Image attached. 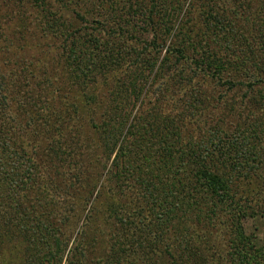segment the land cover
<instances>
[{"label": "trees", "instance_id": "trees-1", "mask_svg": "<svg viewBox=\"0 0 264 264\" xmlns=\"http://www.w3.org/2000/svg\"><path fill=\"white\" fill-rule=\"evenodd\" d=\"M137 60L179 101L83 99ZM22 125L51 162L82 155L56 205L33 186ZM109 182L121 198L99 212ZM68 195L91 210L66 264H264L245 230L264 217V0H0V264H64V247L24 255L69 219Z\"/></svg>", "mask_w": 264, "mask_h": 264}, {"label": "rangeland", "instance_id": "rangeland-1", "mask_svg": "<svg viewBox=\"0 0 264 264\" xmlns=\"http://www.w3.org/2000/svg\"><path fill=\"white\" fill-rule=\"evenodd\" d=\"M189 1V0H188ZM138 61H135L134 63H129L126 65H122L117 67L115 69L116 72H113L112 76L109 77L106 81V83H100L97 85L94 89H89L85 91V96L83 99H88L89 93L92 91L97 95V98L99 99H152V104L155 103L156 99H176L179 101V98H181V94L178 91H175L177 87L171 86L170 92L175 91V93L171 94L170 92H165L164 83H161L160 81L155 84H145L144 78L149 75V70L147 69H138L136 68L138 65ZM61 75V70H60ZM138 85V86H137ZM69 85H66L65 92H67ZM136 87V88H135ZM46 86H42L41 89H38V93L41 92L44 97L43 101H45V98L47 97V91H45ZM76 90V89H75ZM201 90L208 91L207 88L204 87L201 88ZM77 91V90H76ZM123 93V96H116L115 93ZM225 91L220 90V94L224 93ZM171 95L172 97L167 98L168 95ZM36 95V94H33ZM140 95V96H139ZM216 95V94H215ZM219 94L216 95L217 98ZM73 98L74 96L71 95ZM95 97V99H97ZM211 97V99H213ZM48 100V99H46ZM152 104H149L148 101H145L141 104V102H138L137 106H130L126 107V114L132 113L133 116H135L138 112H147L150 108H152ZM173 108V106H171ZM170 109V107H169ZM221 110V109H219ZM151 113V111H149ZM163 114H166V108L162 110ZM168 115V114H167ZM211 117V116H210ZM23 118V117H21ZM212 118V117H211ZM211 118L207 117L206 122L209 121ZM23 125L25 123L23 122ZM22 125V128H20L18 132V139L20 140L18 147L19 149L24 148L25 153H27V157L32 160V163L34 164L32 167L33 173H35V176L37 177V182L33 183L34 187L39 190L42 194L41 195H50L48 198V201H50L53 205H56L57 203V197L60 191H58V188H62L64 190L66 188V185L63 182V177H73L75 172L78 169H81L80 161L82 159V155L79 150L76 148H72L70 151L69 149H63L59 152H70L72 156H62L61 153L58 154L59 157H56L54 155V159L57 163L51 162V159L49 156L47 157L45 155V152L40 151V149L33 148V139L31 135H28V129H25L26 127ZM25 127V128H24ZM207 128V127H206ZM198 132V131H193ZM19 145H22L20 148ZM79 155V156H77ZM114 156L109 163V165L106 167L104 171V178H110L111 173L109 172L111 165L113 163ZM72 171V172H71ZM71 172V173H70ZM92 172V167L90 166V179L91 181H94V174ZM102 180V181H103ZM111 187L107 186L106 183L102 187V184L100 186L98 185L94 196L92 198V201H94L95 204H97V208H101L99 212H106L109 211V209H112L114 207L112 203L119 202L121 196L117 194L118 188L116 187V183L109 182L107 183ZM79 188V186H77ZM60 190V189H59ZM65 191V190H64ZM66 192V191H65ZM83 195L84 192H77ZM66 195V194H65ZM134 195V193H131L130 196ZM46 197V196H45ZM67 199L69 200L68 207H63L60 209V213L68 212L67 210L72 208L73 213L70 215L69 219H63L58 220L54 224L58 226V229L56 228V232H54V236H47L44 240L40 239V236L34 235L35 241L30 242V245L27 249H31V254L27 252L24 256L29 255H40V256H46L51 255L55 256L57 251V246H59L62 250L64 247V251L66 252V256L64 257V264H66V259L68 256L69 251L73 248L76 252H78V248L76 245L78 244V239H80L81 231L85 228L86 223V216L91 210V204L87 207L86 212L83 214L82 208H83V198L80 199V197L77 196H67ZM82 207V208H81ZM57 207L55 206L56 210ZM57 211V210H56ZM59 211V210H58ZM65 214V213H64ZM97 213H95L96 215ZM103 219V218H102ZM97 221L95 218L92 220L91 227H96ZM99 223V222H98ZM105 228H108L110 225L109 223H106L103 225ZM19 230V229H18ZM94 231L96 230L93 229ZM245 230L248 235L252 236L254 238V241L256 243V246L258 249H261L264 251V217L258 216L254 219H250L245 223ZM75 232L74 237H71V234ZM72 238V239H71ZM69 239H71L69 246L66 248L65 246L68 244Z\"/></svg>", "mask_w": 264, "mask_h": 264}]
</instances>
